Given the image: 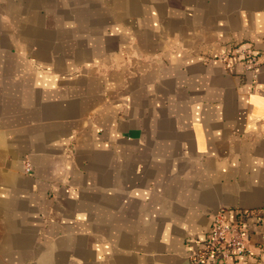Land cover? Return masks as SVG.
<instances>
[{"label": "crops", "instance_id": "obj_1", "mask_svg": "<svg viewBox=\"0 0 264 264\" xmlns=\"http://www.w3.org/2000/svg\"><path fill=\"white\" fill-rule=\"evenodd\" d=\"M218 210L264 264V0H0V264H189Z\"/></svg>", "mask_w": 264, "mask_h": 264}, {"label": "built area", "instance_id": "obj_2", "mask_svg": "<svg viewBox=\"0 0 264 264\" xmlns=\"http://www.w3.org/2000/svg\"><path fill=\"white\" fill-rule=\"evenodd\" d=\"M237 57L244 69L256 75L259 67V55L248 44L231 47L227 56L219 59L228 65L229 56ZM227 59V61H226ZM25 170L29 171L28 164ZM248 245L247 229L238 222L228 219L222 210L213 213L205 234L197 241L196 247L189 253V264H238Z\"/></svg>", "mask_w": 264, "mask_h": 264}, {"label": "rangeland", "instance_id": "obj_3", "mask_svg": "<svg viewBox=\"0 0 264 264\" xmlns=\"http://www.w3.org/2000/svg\"><path fill=\"white\" fill-rule=\"evenodd\" d=\"M238 44H245V45H248V43H238ZM234 46H237V44H234V45H232L231 47L233 48ZM252 47V46H251ZM253 48V47H252ZM229 51V50H228ZM228 51L227 52H225V53H223V54H219V56H217L218 57V59L220 58V57H223V56H227V53H228ZM231 56V55H230ZM261 57L262 56H260L259 55V65H260V63H261ZM227 59H229V57H227ZM227 59H226V61H227ZM220 60V59H219ZM223 62V61H222ZM228 62H229V60H228ZM224 63V62H223ZM228 66V65H227ZM252 73V72H251ZM253 76V75H252ZM255 77V76H254Z\"/></svg>", "mask_w": 264, "mask_h": 264}]
</instances>
